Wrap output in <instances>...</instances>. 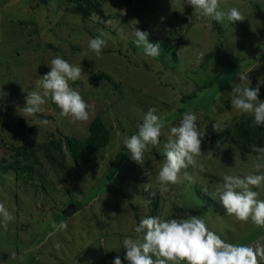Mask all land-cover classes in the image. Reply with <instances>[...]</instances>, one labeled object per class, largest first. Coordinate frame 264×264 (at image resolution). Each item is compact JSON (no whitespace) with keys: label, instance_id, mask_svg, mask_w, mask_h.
Here are the masks:
<instances>
[{"label":"rangeland","instance_id":"374dc122","mask_svg":"<svg viewBox=\"0 0 264 264\" xmlns=\"http://www.w3.org/2000/svg\"><path fill=\"white\" fill-rule=\"evenodd\" d=\"M93 1L101 13L83 21L68 12L71 0H0V161L13 159L14 146L29 143L39 149L52 138L84 139L97 116L111 131L109 144L91 163L77 165L65 152L53 167L38 152L41 165L30 174L0 173V202L15 217L6 227L0 218V264H114L117 257L129 264L123 240L136 236L135 226L152 216L156 201L155 216H200L228 243H264V228L226 215L218 197H212L225 175L264 174L255 168L257 155L238 148L232 134L219 147L202 143L197 159L204 171L187 170L194 182L161 192L156 179L169 129L182 113L191 110L205 130L207 116L223 125L252 117L232 109L227 95L240 83L239 71L253 89L260 87L264 101V0H220L223 10L236 7L243 14L244 21L234 23L195 14L185 0ZM136 28L149 32L150 42L171 43L162 46L160 56L149 57L133 43ZM101 30L107 47L97 57L88 42ZM58 55L83 67L81 78L69 83L90 105L85 122L61 116L50 99L43 114L22 116L28 92ZM102 73L110 80H95ZM150 108L164 116L165 128L141 166L123 142L138 133ZM36 119L52 123L37 125ZM253 190L264 199V184ZM70 200L81 210L66 217ZM62 221L66 229L52 227Z\"/></svg>","mask_w":264,"mask_h":264},{"label":"clouds","instance_id":"9594fccd","mask_svg":"<svg viewBox=\"0 0 264 264\" xmlns=\"http://www.w3.org/2000/svg\"><path fill=\"white\" fill-rule=\"evenodd\" d=\"M185 2L195 9V14L211 17L218 23H223L225 17L233 23L244 21V16L238 8L232 7L225 11L221 8L220 0ZM106 35L107 33L101 30L99 36L89 39L88 49L97 57H100L103 49L107 47V40L103 38ZM134 36L133 43L137 48L142 47L145 55L152 58L161 55V44L150 42L149 32L136 28ZM48 66L50 71L39 76L35 89L28 92L22 116L27 119L28 116L43 114L44 106L50 99L60 109L61 116L70 117L73 121H87L90 118V105L69 83L81 78L84 74L83 67L72 64L59 55L52 59ZM236 75L240 83L233 84L232 91L227 94L232 109L251 115L254 126H264V101L259 99L260 87L253 89L248 75L241 71ZM155 113L156 109L150 108L142 124L138 125V133L125 138L123 142L130 158L141 166L145 153L149 152L151 147L159 146L162 130L165 128L164 116ZM35 123L48 126L52 121L36 119ZM213 127L217 132L223 130L222 122L215 123ZM206 134L207 131L200 126L197 115L191 110L182 113L178 124L170 127L167 142L164 143L161 153L164 160L156 177L161 192L170 191L171 185H180L185 181L194 182L193 175L187 171L189 166L204 171V164L197 158L203 155L202 143ZM217 146H220L219 142ZM251 150L258 153L255 158L256 170L264 169V147L252 145ZM146 175H149V172H146ZM262 184L264 174L225 175L223 182L216 185L212 197H218L226 215L241 222L250 220L264 228V199H260V193L253 190ZM0 218L5 227L9 221L15 219L3 202H0ZM52 227L66 229L67 222L62 221L59 225L53 223ZM134 231V238L126 237L123 240V248L126 249L124 259L129 264H260L264 260V243L261 240L248 245L228 243L209 230L200 216L188 214L182 218L167 220L159 216H149L141 219ZM114 264H122L121 259L117 257Z\"/></svg>","mask_w":264,"mask_h":264},{"label":"trees","instance_id":"16d2710c","mask_svg":"<svg viewBox=\"0 0 264 264\" xmlns=\"http://www.w3.org/2000/svg\"><path fill=\"white\" fill-rule=\"evenodd\" d=\"M71 2L72 5L67 9L68 12L79 17L83 21H88L91 16L101 13L100 5L93 0H71ZM151 42H162L161 46H163V49L168 47L171 43L168 40L164 41L155 38H151ZM94 78L95 80H110V77L103 73L95 75ZM211 83L212 82H209V84ZM206 86V83L202 84L197 87V91ZM195 92L184 97L182 100L184 101L194 97ZM206 121L208 125L206 128L207 134L203 141L205 143L218 144L219 142V144H222L229 138L230 134H232L237 147L248 153L258 155V153L252 152V145L264 147V126H254L253 117H241L232 125L225 123L223 125V130L220 132L214 129L213 125L216 121L213 120L212 117L207 116ZM88 133V136L84 139H78L72 136L52 138L45 144L39 145V149H32L29 143L21 147L14 146L11 148L15 153L13 159L11 161L5 159L0 161V173L7 174L13 171L16 176H20L22 173L30 174L34 171V166L41 165L40 157L37 154L38 152H40L41 157L53 167L59 165L58 158H64L65 152L69 154L73 162L77 165L91 163L97 159L101 150L109 144L111 140V131L104 125L101 117L97 116L89 123ZM70 204H73L75 207L74 213L81 210L80 203L70 200ZM153 205L154 207H152L151 215L155 216L157 201Z\"/></svg>","mask_w":264,"mask_h":264},{"label":"water","instance_id":"95a60500","mask_svg":"<svg viewBox=\"0 0 264 264\" xmlns=\"http://www.w3.org/2000/svg\"><path fill=\"white\" fill-rule=\"evenodd\" d=\"M74 211H75V207H74V205H73V204H70V205L67 207L66 211H63V214H65L66 216H68V215L73 214Z\"/></svg>","mask_w":264,"mask_h":264}]
</instances>
